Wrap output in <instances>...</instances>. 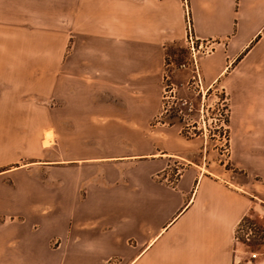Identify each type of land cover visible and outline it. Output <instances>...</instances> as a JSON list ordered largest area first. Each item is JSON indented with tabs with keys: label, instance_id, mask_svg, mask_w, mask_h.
Masks as SVG:
<instances>
[{
	"label": "crops",
	"instance_id": "0c3cea01",
	"mask_svg": "<svg viewBox=\"0 0 264 264\" xmlns=\"http://www.w3.org/2000/svg\"><path fill=\"white\" fill-rule=\"evenodd\" d=\"M187 3L194 36L213 40L199 58L201 84L226 76L231 99L242 106L231 121L232 137L264 139L257 107H264V51L258 49L264 0ZM184 38L182 0H74V92L86 94L79 98L80 121L87 130L117 125L118 137L132 140L134 151L120 154V177L90 178L86 195L74 193L69 221L62 192L49 194L46 180L0 177V264L238 262L231 242L236 224L264 211V155L254 158L257 183L207 176L191 166L174 183L155 179L175 155L177 137L146 123L158 105L166 49ZM245 144L234 152L249 167L258 149ZM257 262L264 264V232Z\"/></svg>",
	"mask_w": 264,
	"mask_h": 264
},
{
	"label": "rangeland",
	"instance_id": "374dc122",
	"mask_svg": "<svg viewBox=\"0 0 264 264\" xmlns=\"http://www.w3.org/2000/svg\"><path fill=\"white\" fill-rule=\"evenodd\" d=\"M183 1L188 9L185 38L166 49L158 105L150 108L146 123L148 130L164 129L177 137L175 155L167 157L155 179L174 183L191 166L203 168L207 176L257 183L254 158L264 155V139L232 137L231 121L242 113V106L231 99L226 76L210 87L201 84L199 58L212 50L213 40L194 36L188 3ZM187 23L194 54L186 41ZM74 48V0H0V177L46 180L49 194L62 192L68 221L74 217V193L80 199L86 195L92 189L90 178L120 177L125 159L120 154L134 151L132 140L118 137L117 125L105 124L103 130V124L96 123L87 130L88 124L80 121L84 107L79 98L86 94L74 92ZM258 49L264 51V42ZM257 107L264 113V107ZM102 132L106 137L99 138ZM246 142L258 149L249 167L234 152ZM244 220L256 229L249 239L238 233L236 240V224L231 239L236 264H261L257 261L264 211L250 212Z\"/></svg>",
	"mask_w": 264,
	"mask_h": 264
},
{
	"label": "built area",
	"instance_id": "2783aa9c",
	"mask_svg": "<svg viewBox=\"0 0 264 264\" xmlns=\"http://www.w3.org/2000/svg\"><path fill=\"white\" fill-rule=\"evenodd\" d=\"M182 3L184 4V7H183L184 8V12H185V14H187L188 13L187 4H185L184 1ZM186 34H187L186 41L189 42L190 48L192 50V53L194 54V50H195L193 48V44H194L193 39L194 38H193V36L191 34V29H190V24L189 23H187ZM198 47L200 48L201 44L198 45ZM255 229H256V227H255V224L253 222L248 223L244 219H241L239 221V223L237 224L236 230L234 232L235 233L234 237L236 238V240H238V238H239L238 233H242V234L245 235L246 239H249L247 236L250 235V234L252 235Z\"/></svg>",
	"mask_w": 264,
	"mask_h": 264
},
{
	"label": "trees",
	"instance_id": "16d2710c",
	"mask_svg": "<svg viewBox=\"0 0 264 264\" xmlns=\"http://www.w3.org/2000/svg\"><path fill=\"white\" fill-rule=\"evenodd\" d=\"M242 219H244V217Z\"/></svg>",
	"mask_w": 264,
	"mask_h": 264
}]
</instances>
